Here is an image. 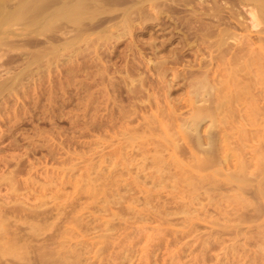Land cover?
I'll use <instances>...</instances> for the list:
<instances>
[{"label":"rangeland","instance_id":"obj_1","mask_svg":"<svg viewBox=\"0 0 264 264\" xmlns=\"http://www.w3.org/2000/svg\"><path fill=\"white\" fill-rule=\"evenodd\" d=\"M242 13L244 16V9ZM138 30L124 33L110 42H99L95 46L82 43L80 47L75 46L79 49L72 47L74 52L71 49L63 51V55L61 52L49 64L41 63L47 68L40 66V70L33 66L34 70L28 76L30 79L27 77L14 88L0 93V221L7 219L8 225L5 233L0 232L2 263L13 261L15 252L19 259L30 258L42 248L43 253L41 249L37 253L41 256L46 251L44 257L51 260V264H79L82 261L81 264H264V135L257 134L258 137L250 132L244 135L245 122L239 120L243 105L235 103L241 105L240 109L234 106L237 111L232 116H236L231 117L235 120L229 117L224 123L226 128L223 129V123L219 125L220 117H217L218 121L214 120L218 124L209 119L200 123L199 136L203 143L200 145L203 147H196L185 132L190 125V120H186L195 105L193 102L187 104V94L192 89L185 84L191 80L186 73L191 68L189 66H194L193 53L187 50V58L181 63L169 62V72L163 76L158 69L155 70L156 64L162 58L168 61L169 50L177 42L167 44L169 49L162 47L160 54H154L148 45L145 46L151 41V33L148 37ZM162 39L158 38L160 42ZM139 42L141 45H137ZM241 44L229 41V58L233 54H239L240 59L244 57L245 47ZM83 47L87 48L84 50ZM236 50L240 53H235ZM205 54L199 58L207 60ZM218 64L224 69L221 63H214L216 68L214 66L211 71L216 72V76L210 71L208 77L211 74L210 78L217 79V74H223L218 73L225 70L219 69ZM7 68L11 69H8L11 74L18 71L11 65L4 66L0 68L1 77L5 76ZM220 76L218 80H225L223 75ZM139 77H142L143 84ZM238 78L230 77V88L234 85L233 80ZM239 82L234 85L237 92L233 86L230 89L232 98L233 94L240 93L238 89L242 83ZM232 98L229 100L234 101L236 97ZM203 100L208 104L212 102ZM201 101H197L193 108L203 106L204 101L203 104ZM231 101L229 106L234 105ZM234 107L231 106L230 112ZM171 109L176 110L174 116L172 114L174 119L169 117ZM142 124L144 127L138 129ZM146 124L150 128L145 127ZM213 124L221 128H210ZM188 131L192 133L190 129ZM206 133L216 136L218 142L222 141L216 142L213 150L217 156L214 159L219 161L216 164L220 166H214V163L196 170L192 168L195 156L201 158V149L200 154L210 152L209 142L204 141H211ZM166 135L180 148L170 145L171 149L164 143L157 148ZM164 145L165 148L168 145V149H161ZM204 146L208 149L203 150ZM157 152L164 161L168 160L167 165L165 162L163 166L154 165L151 157ZM170 158L177 162L172 163ZM7 202L14 205L8 206ZM31 210L40 216L35 220L27 217V211ZM1 216L4 217L1 219ZM11 216L16 219L14 222L13 218H8ZM27 220H31L30 223ZM16 225L24 228L21 234L26 230V234L32 235L29 227L40 232L33 233H38V238L37 234L31 236L24 250L15 239ZM34 238L35 244L32 243ZM12 244V247H20L23 253L26 249L33 252L28 256L22 252L19 254V249L12 251L15 249ZM37 253L33 258L38 256Z\"/></svg>","mask_w":264,"mask_h":264},{"label":"bare ground","instance_id":"obj_2","mask_svg":"<svg viewBox=\"0 0 264 264\" xmlns=\"http://www.w3.org/2000/svg\"><path fill=\"white\" fill-rule=\"evenodd\" d=\"M243 9L245 12L244 16L242 13ZM138 29L140 30L141 34H144V35L148 34L147 35L148 37H149V33H151L150 34L151 41L147 40L148 43H145V46L148 45L150 50L154 54L156 52L159 53L162 50L161 48L166 47L167 44H169V43L172 44L175 41L177 42L178 45L176 44L177 45L176 46L174 44L175 47H171V49L169 50L170 55L167 57H170V58L168 59L167 57H164V58H167L168 61L162 58L163 60L161 59L162 60V61L160 60L161 62L160 61L158 62V60H157L158 63L156 62L157 67L155 66L156 67L155 70L158 69V71L161 72L163 76L167 72H169V70L167 68L168 64H170V63L178 64V63L183 62L184 58L185 57L187 58V56H185L186 55L185 52H187V50H190L191 53H193V56H194V61L192 60L194 63L193 67H195L196 69H192L193 67L189 66L191 68H189L190 70H188L186 75H188L189 79H191V80L188 81V78L187 79L185 78L188 81L185 84L186 85L188 84V86L192 89V91L190 90L191 92L188 91V93L190 92L189 94H187L188 97L186 95V97L188 98V99L186 98L188 100L187 104L193 102L196 105L197 104L196 102L199 100L201 101L202 99L212 100V102L209 101V104L206 103V100H203L204 105L202 106L200 104L202 107L198 105L196 108H193V106L195 107V105L194 104L192 105V108H191L192 113L189 115L190 118L188 120H186V122H188L190 120L189 121L190 125L188 128L191 130L192 133H188V132H190V131H188L189 129L187 130L188 131L187 132L185 127H183L187 134H191L190 136H188L186 134V137H188L189 139L192 138L191 140L193 141V144H195L196 147L199 146L200 143H202V140H201L202 138L200 137L201 134L199 132V127L201 125L200 123L203 120L205 121L206 119H207V121H208V119L212 120L213 121L212 123H215L216 121H218V120H216L217 117L218 118L220 117V121L218 122L219 125L223 123L222 124L223 129H224V127L226 128L227 125L225 124V126H224V123H226V121L227 122L229 121V117L232 118V117L236 116V115L232 116V114H233V112L237 111V110H235L238 108L237 106H239V109H240L241 105H236L235 103H238V104L241 103L243 105L242 113H241V115L240 114H238V115H240L239 120H242L243 122H245L246 129L243 131L244 135H246L247 132H250V135L253 133H255L253 135H257V134L258 135H264V0H0V68H2L4 66L7 67V66L11 65V67L18 70L16 73L14 72L11 74V73H9L11 71H8L9 68H7V71L5 72V76H3V77L0 76V93L4 89L14 88L15 86L22 83V81L24 82V79H26L29 76V74L34 70V68L32 70L33 66L39 67L38 69H40V66L47 68V66H44V65L49 64V62L51 60H53V58L56 59V57L61 52H62V55L66 52V50H69V49H71L72 52H74L72 47H75V46L80 47L82 43H86V46H87V45H94L97 43L99 44V42H105V41L107 42L111 39H113V40L118 39V37L122 36L124 33H131L132 31H135ZM128 37H130V36L128 35ZM157 37L163 38L161 40V42L158 40ZM137 39H136V42H137ZM156 40H158L160 43L155 42ZM231 40L238 41V43H242L241 45H243L245 47V52L241 48L242 52H244V55H243L244 57H242L243 59L241 58L242 60L240 59L239 54L238 55L233 54L229 58V50H230L229 49V47H230L229 41L231 42ZM127 41H129V40H127ZM136 42H134L135 45H136ZM129 43L131 45V42H128V44ZM112 44L115 45L114 43H112ZM142 44H144V40L142 41ZM137 45H141L140 42ZM83 46H85V44ZM147 47H145V50ZM236 47H238V46H235V48ZM86 48L87 47H85V48L83 47L84 50ZM94 48L95 47H93V49ZM133 48H135V46ZM143 48H142V50H144ZM76 49H79V48H76ZM167 49H169L168 46H167ZM231 49H232V47H231ZM236 49H238V48H236ZM87 50H89V49H87ZM239 50H240V48H239ZM239 50H236L235 53H238V52L240 53ZM63 51H64V53H63ZM79 51H81V50H79ZM205 51L207 54H205ZM202 52L206 55L204 57H208L207 60H205V58H203V59L199 58V56H201V54L203 55ZM85 53H87V52H85ZM78 54H77V57H78ZM131 54H129V56ZM163 54H164V52H163ZM163 54H161V56ZM166 54H168V52ZM74 56L75 55H73V57ZM138 57H140V56H138ZM93 58H94V56H93ZM121 58H122V56H121ZM129 58H131V57H129ZM153 58H155V57H153ZM132 59H130V60H132ZM237 59H240L239 61L241 63H239V61ZM136 60H134V61H136ZM145 60H148V59H145ZM132 62H133V60H132ZM137 62L139 63L140 59ZM217 62L221 63L222 64L221 67H224V69L226 70V72H225V70L223 68H219L220 64H218L217 67L221 70L222 69L224 70V71L222 70L223 72H218V73L219 74L223 73L222 74L223 76L222 75L221 76L225 80H218V76H220L218 74H217V79L215 77H213V79L210 78L211 74L208 77V73H210V71L215 66L214 63L217 65ZM41 63L42 64L45 63V64L41 65ZM108 63H110V62H108ZM112 63L114 64L115 62H112ZM12 65H14V66H12ZM49 66L50 65H48V67ZM129 66H131V63ZM102 67H104V66H102ZM118 67H120V66H118ZM136 67H137V65H136ZM113 68H112V70H113ZM153 68H151V69H153ZM215 68H216V66H215ZM229 68H230V71H229ZM14 69H12V70H14ZM128 69H129V67H128ZM219 69H216V71H221ZM9 70H11V69H9ZM43 70H45V69H43ZM116 70H118L117 67H116ZM173 70H175V69H173ZM14 71H16V70H14ZM119 71L121 72V70H119ZM132 71H134V70H132ZM37 72H40V71H37ZM174 72L175 71H173V73ZM211 72L214 73V71H211ZM213 73H212V76H214V74L216 72L214 74ZM238 73H240V74L242 73L241 76ZM155 74H157V73H155ZM229 74L231 75L230 77L232 79L238 78L237 77V74H238L239 77L241 78V79L238 78L240 81V82L239 81L238 82H239V84L242 83L241 85H239L241 87L240 88L238 87L239 88L238 90H240L239 91L240 93H237V94H239V95L233 94V93H235L233 91H235L237 89L235 86H236V84L238 85V82L236 83V80H238V79L233 80V84L235 86L231 84L234 87V89L236 88L235 90L232 89L233 93H231L234 95V97H236V98L233 97L234 101L229 100L232 98V95H229V93L231 92L230 89L232 88V86H231V88L229 87L230 86ZM173 75L175 76V74H173ZM179 75L181 77V74H179ZM215 76H216V74H215ZM155 77H156V75H155ZM190 77H193V78H190ZM140 78H142V77H139L138 80ZM101 79H102V76H101ZM145 79H146V77H145ZM219 79H221V78H219ZM232 79H230V80H232ZM123 80H124V78H123ZM141 81L143 82V80L140 79L139 82H141ZM102 82H104V80ZM141 83L139 84V86H141L143 84V83L142 84ZM114 86H116V85H114ZM174 91H176V90H174ZM236 92H237V90H236ZM129 93H131V92H129ZM229 96H231V97L229 98ZM238 97H241V99L239 100ZM233 98H232V100H233ZM237 99L239 100V102ZM171 101H173V99ZM203 101H201L202 104H203ZM229 101H231V103L234 104V105H231V103H230L231 106L237 107V108H235V107L233 108L234 110L231 111L232 113L230 112V110L232 108H231V106H229ZM205 103L207 106L205 105ZM0 104H1V101H0ZM139 107L140 106L138 105V108ZM164 109L166 110V107ZM174 112H176V110L173 109L171 116H169L170 119H171V117L173 119L175 118V117H173ZM229 112L231 113L230 116H229ZM172 114H173V116H172ZM186 116H184V117H186ZM214 120H216V121H214ZM232 120H235V118H232ZM218 123H215V124H218ZM172 124H170V125H172ZM183 124H185V122ZM227 124L229 125V123H227ZM98 125H100V124H98ZM142 125H140L141 127H139L138 129L144 127V125L143 126ZM222 125H220V126H222ZM214 126H216V125H214ZM214 126H211L210 128L217 129L220 127V126L219 127L218 126L214 127ZM145 127L150 128V126H148L147 124L145 125ZM97 128L99 130V127H97ZM147 129H145V131ZM133 130H135V129H133ZM141 130H140V132L143 133V131H141ZM155 130L156 129L154 128V131ZM171 130H172V128H171ZM219 130L220 129H218V131ZM209 131H208V133H209ZM171 132H169V133H171ZM146 133H149V132L146 131ZM208 133H206V134H208ZM210 133H211V131H210ZM138 135H139V133H138ZM164 136H165V134H164ZM166 136L168 137V135H166ZM206 136H209V134ZM212 136H214V135L210 134V136L208 137L209 140H211V141H208V139L204 140V141H207V143L209 142V144H208L209 149L207 148V146L206 147L204 146L203 150H205V148H207L208 150H210V152L206 153V151H203L202 154L205 153V155L202 156V154H200L202 149L199 148V149H201L199 152V155H201V158H200V156L199 157L195 156L196 160L193 159L194 160V165H192L193 169L195 168L196 170H199L203 167H205V168L208 167V165L210 167V166L214 165V163H215L214 166H218V165L220 166V164H216V162L219 163V161L218 160L216 161L214 159L215 157L217 159V156L214 155V152H213L214 146L216 145L215 143L218 142V140H217V138H215L216 136H214V138ZM149 137L151 138V136H149ZM167 137H165V138L163 137L164 142H162L160 140H159L160 142L158 141L160 145L158 144L159 146L157 145L158 146L157 148L161 147L163 143L165 145L168 144L171 149H172V147L170 145H172L174 148H178V147L180 148V146H178L177 142L174 139H172L171 137L170 138L169 137L167 138ZM181 137H182V135H181ZM246 138H247V136H246ZM160 139H162V138H160ZM170 139L174 140L173 143ZM203 139H205V138H203ZM213 139H216L217 141H215ZM221 139H223V138H221ZM200 140H201V142H200ZM245 140L248 141V139H245ZM148 141H149V139L147 140V142ZM221 142H218V143H221ZM223 142H224V139H223ZM150 143H152V142H150ZM202 144L200 146L203 147ZM165 145L161 149H164ZM168 145L166 147L167 149H168ZM218 146H221V145L218 144ZM217 148L219 149V147H217ZM224 148H226V147H224ZM178 149H176V150H178ZM150 153H152V152H150ZM153 153H155V151H153ZM157 153L153 156V158L151 157V161L154 163V165L158 164L157 166H160V165L163 166V164L165 165L166 161L168 162V160L164 161L162 159L163 156L161 157L160 154L159 153L157 154ZM173 153H176V152L174 151ZM216 153H217V151H216ZM145 154H146V152H145ZM147 154H148V152H147ZM161 155H163V154L161 153ZM170 157H172V156H170ZM149 158H150V156H149ZM173 158H175V157H173ZM173 158H170V160L171 159L173 160ZM106 160H107V157H106ZM134 160H135V158H134ZM224 160H226V159H224ZM96 161H98V160H96ZM129 162H131V161H129ZM173 162L176 163L177 161H175V159H174L172 161V163ZM222 162H221V164H222ZM226 162H227V160H226ZM153 163L151 165H153ZM94 164H96V163H94ZM98 164H100V163H98ZM167 164L168 163H166V165ZM191 164H193V163H191ZM106 165H108V163ZM114 165H115V163H114ZM190 168H191V165H190ZM113 178H115V177L112 176V179ZM238 181H240V180H238ZM111 201H113V200H111ZM21 203L24 204V202H21ZM11 204L14 205V203H12V202H11ZM11 204H9L8 206H10ZM1 206H2V204H0V207ZM3 208H5V207H3ZM6 209H7V207H6ZM13 209H14V207H13ZM30 209L31 208H29V210ZM14 210H16V208ZM32 210L27 211L28 213L26 212L27 213L26 215H27V217H33V219L35 220V218L37 216H40V214H38ZM77 210H78V208H77ZM11 211H12V209H11ZM24 211H26V210H24ZM48 211H49V209H48ZM52 211L54 212V210H52ZM6 213L8 214V212H6ZM12 213H13V211H12ZM3 214H4V210H3ZM14 214H12V215H14ZM8 215H6V216H8ZM2 217H4V216H1V219H2ZM8 218L11 219L13 217L11 216ZM14 219L15 218H13V220H12L13 222H14ZM79 219H81V218H79ZM79 219H78V221H79ZM2 220H1L2 222L0 221L1 222L0 232L5 233L6 229L8 227L7 219L3 218ZM27 221H29V220H27ZM30 221L28 223H30ZM82 222H84V221H82ZM28 223H26V224H28ZM59 223L61 225V222H59ZM18 224H20V223L18 222ZM26 224H24V226ZM21 226L23 227V225H21ZM16 227H17L16 231L14 230V232H15L17 238H15V239H16L17 243L18 242L21 243V245H19V243L17 245H19L20 247L22 246L21 247L22 249H23V247H27L26 244H27L28 240L32 238L31 236L34 237L37 234L36 236L38 238V233H36V234H33V233L39 232V229H38V231H36L35 229H33V228L30 229V227H29V231L30 230H31V232L33 231L32 233L29 232L32 234V235H29L28 233L26 234V230H25V232L23 231V233L21 234L20 232H22V229H24V228L20 229V227L17 225H16ZM8 229H10V227ZM10 237H11V234H10ZM42 237L44 238L43 235H42ZM33 240H36V239L35 238L32 239V243H33ZM8 242H9V240H8ZM48 243H49V240H48ZM13 244L11 245V247L13 246ZM33 244H35V243H33ZM33 246H32V248H33ZM45 246L46 245H44L43 247L45 248ZM11 247H9V249ZM84 247H86V245ZM12 248H15V249H12V251L13 250L16 251V249H19L18 246L17 247L14 246ZM36 248H37V246H35L33 249H36ZM2 249L4 250V248H2ZM38 249H37V251H38ZM40 249L39 250L41 251V253H43L42 248H40ZM87 249H89V248H87ZM20 250L21 249H19V251L17 250V252L21 253L22 250L21 251ZM26 250H27V252L25 253ZM26 250L24 251V253L22 252L23 255H25V256L26 255L28 256V254H31V252H33L32 249H31V252L28 249H26ZM8 251H11V250H8ZM37 251L33 254L36 255ZM28 252H30V253H28ZM1 254H2V252H0V259L2 260V261H0L1 264H46L45 263L46 261H48L47 263L50 262L49 264L52 263L51 260L49 261L48 259H45L46 257H44L45 256L44 254L47 255L46 251L43 255L41 254V256L37 253L39 257L36 256V258H33L35 256H33V254H31L30 258L29 257H26V258L23 257L22 258L19 256L21 259H19L18 256H15L16 255V252H15L14 253L15 254L14 255L15 261L13 259V261L12 260L11 261H5V263H2L4 260L1 258L3 256V255L1 256ZM85 255L86 254H84V256ZM79 257H81V256H79ZM16 258H18L17 259L18 262H16ZM72 260H74V259H72ZM72 262H74V261H72ZM86 262H88V261H86ZM59 263H61V262H59ZM81 263H79V264H81Z\"/></svg>","mask_w":264,"mask_h":264}]
</instances>
